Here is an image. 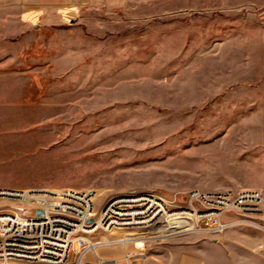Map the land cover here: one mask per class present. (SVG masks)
Segmentation results:
<instances>
[{
	"label": "rangeland",
	"instance_id": "rangeland-1",
	"mask_svg": "<svg viewBox=\"0 0 264 264\" xmlns=\"http://www.w3.org/2000/svg\"><path fill=\"white\" fill-rule=\"evenodd\" d=\"M0 187L93 190L95 210L145 194L164 214L264 188V0H0ZM164 222L130 264L161 239L264 264L252 226Z\"/></svg>",
	"mask_w": 264,
	"mask_h": 264
},
{
	"label": "built area",
	"instance_id": "built-area-1",
	"mask_svg": "<svg viewBox=\"0 0 264 264\" xmlns=\"http://www.w3.org/2000/svg\"><path fill=\"white\" fill-rule=\"evenodd\" d=\"M139 196L146 199L127 201ZM194 197L207 206L202 213L196 209L188 211L196 220L195 226L205 218L206 222H222V229L216 230L243 224L264 231V188L242 190L233 197L229 192H197L191 194ZM0 198L9 201L0 210L24 211V218H9V212L0 211V264H116L115 257L97 254L95 248L107 243L123 247L135 236H145L142 238L145 241L149 238L146 227H159L157 217L164 214L149 217V210H157L153 207L157 201L145 194L116 198L97 210L93 190L0 187ZM136 208L146 211L141 218L144 222L126 223L136 221L130 214ZM37 213L55 216V225L38 221ZM94 216H103V224L95 225ZM122 231L125 232L122 237H103ZM61 237L71 238V245L77 241L79 249H73V260H68L71 246H62ZM6 246H15V253H6ZM122 254L133 257L124 250Z\"/></svg>",
	"mask_w": 264,
	"mask_h": 264
},
{
	"label": "crops",
	"instance_id": "crops-1",
	"mask_svg": "<svg viewBox=\"0 0 264 264\" xmlns=\"http://www.w3.org/2000/svg\"><path fill=\"white\" fill-rule=\"evenodd\" d=\"M261 233L262 236H264L263 231H261ZM170 240L172 241H165L164 239H161L157 241L158 243L151 244L147 249L148 254L145 255L144 260H142L140 264H247L246 258L248 254H243L242 257H239L235 255H210L201 253L200 247L204 246V243L201 242H206V239L198 240L195 243H186L188 241L184 242L181 239ZM209 241L213 242L215 239H209ZM128 243L125 244V246L127 245L128 247L131 245L130 248L133 249V252L131 253L132 256L136 254L137 246L144 245V241L142 240H135ZM135 243L137 245H133ZM113 246H116V250L112 253V255H115L114 257L117 259L116 264H130L129 257L128 260L125 261L119 259L120 256L124 255L122 254V250H124L123 247L118 244ZM258 248L259 246H256L252 249L256 250ZM120 249L121 252L118 254Z\"/></svg>",
	"mask_w": 264,
	"mask_h": 264
},
{
	"label": "bare ground",
	"instance_id": "bare-ground-1",
	"mask_svg": "<svg viewBox=\"0 0 264 264\" xmlns=\"http://www.w3.org/2000/svg\"><path fill=\"white\" fill-rule=\"evenodd\" d=\"M144 199H146L145 196H143V197L139 196V197H133L132 199H128L127 201L137 202V201L144 200ZM158 207H159V209H157L154 212H152V214H149V217H155L157 215V213H159L160 211H163L165 213V209L162 207V205L160 203L158 204ZM145 212L146 211H141L139 208L134 209L132 212H130V214L133 215V218L136 221H133V222L129 221V222H126V223L129 224V223H142V222H144V220H141V218L144 217L143 213H145ZM170 215H175V216L189 215L190 219H192V223L193 224L190 225V226H185V228L181 229L180 231H183V230H188L189 231V230H192V229L195 230V221H196L195 218L193 219V215L188 213V211H182V210L178 211V212H176L174 214H163V215L157 217V220H159L158 222H160V226H163V224L165 223L164 221H166V218L168 216H170ZM9 218H24V211L14 210V211H12L9 214ZM227 219H229V218H227ZM37 220L38 221H47L48 225H55V218H53L52 216H47V213H37ZM97 222H98V224H99V222L102 223L103 222V216L99 217L97 219ZM97 222H96V224H97ZM217 224H218V226H216V229H222V223H217ZM176 232L174 231L172 233H176ZM129 233H133V232H129ZM172 233H169V234H172ZM124 234L125 233H122L119 237H122ZM165 235H168V234L165 233ZM61 244H62V246H68L69 237H61ZM99 246H97V247H99ZM94 251H95V253L99 254L96 250H94ZM6 253H15V246H12V250L9 251V252L6 250ZM123 258H124V261L128 260V257H125L124 255H123Z\"/></svg>",
	"mask_w": 264,
	"mask_h": 264
}]
</instances>
